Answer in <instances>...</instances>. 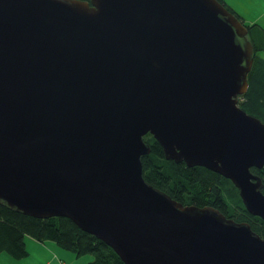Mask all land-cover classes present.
Masks as SVG:
<instances>
[{"label": "water", "instance_id": "95a60500", "mask_svg": "<svg viewBox=\"0 0 264 264\" xmlns=\"http://www.w3.org/2000/svg\"><path fill=\"white\" fill-rule=\"evenodd\" d=\"M252 48L217 0H0V206L70 221L122 264H264V238L142 178L149 135L264 223Z\"/></svg>", "mask_w": 264, "mask_h": 264}, {"label": "trees", "instance_id": "16d2710c", "mask_svg": "<svg viewBox=\"0 0 264 264\" xmlns=\"http://www.w3.org/2000/svg\"><path fill=\"white\" fill-rule=\"evenodd\" d=\"M217 2L242 23L230 7L220 0ZM242 25L252 48V62L246 74V92L237 99V106L264 124V30L256 24ZM142 140L150 149L147 156L140 158L142 178L148 185L182 206L211 208L225 219L247 224L253 233L264 238V223L245 211L237 190L228 180L201 167L187 168L182 163L165 161L159 146L149 135ZM250 173L260 179L264 194V166L251 168ZM26 238L39 243L51 242L76 258L91 256V261L84 264H122L108 247L78 230L67 219L38 220L0 206V253L13 260L26 258Z\"/></svg>", "mask_w": 264, "mask_h": 264}, {"label": "crops", "instance_id": "0c3cea01", "mask_svg": "<svg viewBox=\"0 0 264 264\" xmlns=\"http://www.w3.org/2000/svg\"><path fill=\"white\" fill-rule=\"evenodd\" d=\"M244 4H236L235 14L240 17L245 25L256 24L264 30V0H241ZM234 9V8H233ZM27 257L21 260H13L9 256L0 253L2 264H84L79 258L64 251L51 242L39 243L30 238L25 239Z\"/></svg>", "mask_w": 264, "mask_h": 264}, {"label": "rangeland", "instance_id": "374dc122", "mask_svg": "<svg viewBox=\"0 0 264 264\" xmlns=\"http://www.w3.org/2000/svg\"><path fill=\"white\" fill-rule=\"evenodd\" d=\"M226 7H230L233 11H235V7L238 8V6H236L237 3L240 4V6H243L244 4L242 3L241 0H220ZM234 8V9H233ZM3 256H7L5 253H2ZM8 257V256H7ZM91 256H83V257H80L79 260L80 262H88V261H91ZM2 264V263H0Z\"/></svg>", "mask_w": 264, "mask_h": 264}]
</instances>
